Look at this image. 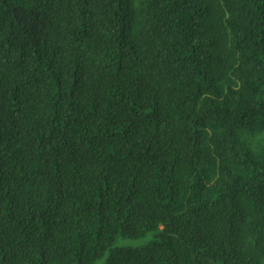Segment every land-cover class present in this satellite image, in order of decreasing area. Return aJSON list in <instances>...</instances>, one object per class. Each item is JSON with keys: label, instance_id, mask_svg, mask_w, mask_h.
Wrapping results in <instances>:
<instances>
[{"label": "trees", "instance_id": "16d2710c", "mask_svg": "<svg viewBox=\"0 0 264 264\" xmlns=\"http://www.w3.org/2000/svg\"><path fill=\"white\" fill-rule=\"evenodd\" d=\"M0 264H264V0H0Z\"/></svg>", "mask_w": 264, "mask_h": 264}, {"label": "rangeland", "instance_id": "374dc122", "mask_svg": "<svg viewBox=\"0 0 264 264\" xmlns=\"http://www.w3.org/2000/svg\"><path fill=\"white\" fill-rule=\"evenodd\" d=\"M153 239V236H148L145 239H140V240H124V239H120L118 242L119 246H126V247H132V248H140L143 247L145 245H147L148 243H150Z\"/></svg>", "mask_w": 264, "mask_h": 264}]
</instances>
